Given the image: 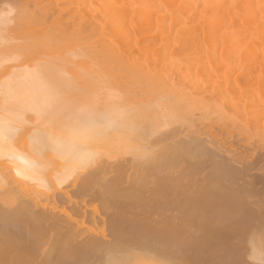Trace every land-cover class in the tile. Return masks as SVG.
Masks as SVG:
<instances>
[{
  "label": "bare ground",
  "instance_id": "bare-ground-1",
  "mask_svg": "<svg viewBox=\"0 0 264 264\" xmlns=\"http://www.w3.org/2000/svg\"><path fill=\"white\" fill-rule=\"evenodd\" d=\"M240 121L264 0H0V264L243 261Z\"/></svg>",
  "mask_w": 264,
  "mask_h": 264
},
{
  "label": "rangeland",
  "instance_id": "rangeland-1",
  "mask_svg": "<svg viewBox=\"0 0 264 264\" xmlns=\"http://www.w3.org/2000/svg\"><path fill=\"white\" fill-rule=\"evenodd\" d=\"M241 122V121H240ZM239 122V123H240ZM242 123V122H241ZM244 124H246L247 125V123L246 122H243ZM242 123V124H243ZM240 125V124H238V125H240V126H237V127H233V129H232V131L231 132H233V131H235V132H233V133H231V132H227V131H225V132H223V133H225V134H219L218 136H220L221 138H222V140L221 139H219L218 138V136H217V139H219L218 140V142H217V140L215 139L216 138V136L214 135L211 139H215L216 140V142L219 144L220 142V140L222 141L220 144H222L223 142L225 143V146H223V144H222V146L221 147H223L222 149L224 150V149H226V144L227 145H232V146H234V148H235V154L234 153H232L234 156V158H236V159H234V160H236V161H232V163H233V167L235 168V169H241V170H245L246 168H248V167H251L253 170L252 171H254V172H252L251 174H250V177L247 179L248 181H247V184L245 185H242V186H240V193H244V195H246V194H248L249 196H245V198H244V195H243V200H242V202H239V204H237V210L238 209H240L239 210V212L241 213V218H240V220L242 221V225L244 226L243 227V234H244V236L242 235V237L240 238V239H238L237 241L239 242V240H241L240 241V243H238V242H236V247L238 248V249H240L241 248V245H242V247L243 246H245V248H241V249H243V250H246V251H243L242 253H244L243 254V261H241V259L238 257V256H236V255H234V258L232 259V260H230V258L228 259V263L230 264H261V262L264 260V259H262L264 256V254H261L262 256V258L260 259L259 257H260V254L259 253H264V208H262L263 206H264V180L259 184V185H257L258 186V188L256 187V191H254L255 189H250L251 187L253 188V186H252V184L254 185H256V183L257 182H260V180H261V173H263L264 171V151H261V149H259L260 148V144L262 143V142H264L261 138V135H258V134H256V132H254V130H257L256 128H254V126H250L249 124V127H248V125H247V127H246V125ZM243 128H251L250 130H251V132L249 133L248 132V129H247V131L245 132V131H243L242 129ZM239 129H241V130H239ZM243 132V133H242ZM247 132H248V134H247ZM231 133V134H230ZM238 133H240V134H243L242 136L241 135H239ZM245 133L247 134V135H245ZM253 133V134H252ZM250 134H251V136H250ZM224 135V136H223ZM227 136V137H226ZM243 136H246V137H243ZM248 136H250V137H248ZM259 136V137H258ZM232 137V138H231ZM241 137V139H239ZM242 137L244 138V139H242ZM252 138V140H254V142L252 141V140H246L245 138ZM261 137V138H260ZM247 138V139H248ZM226 139V140H225ZM239 139V140H238ZM264 139V138H263ZM259 140V141H258ZM226 141V142H225ZM246 141H249V142H251V146H253L252 148H250V146H249V148H248V146L247 145H245V144H247L246 143ZM229 142V143H228ZM241 142V143H240ZM253 143V144H252ZM219 144V145H220ZM237 145H241V146H237ZM230 146H228V147H230ZM225 147V148H224ZM238 147V148H237ZM255 147V148H254ZM258 148V149H257ZM241 149V150H240ZM245 152H244V151ZM258 150V151H257ZM237 151V152H236ZM255 151H256V153H255ZM240 153V155H239V153ZM259 152V153H258ZM241 153L243 154V156L241 155ZM237 156H238V158H237ZM243 158H242V157ZM250 159V160H249ZM241 160V161H240ZM244 161H245V163H244ZM260 161H262V162H260ZM236 163V164H235ZM243 164V165H242ZM244 166H245V169H244ZM260 169L262 170V171H260ZM258 170V171H257ZM260 174V175H259ZM252 175V176H251ZM262 175H264V174H262ZM260 176V177H259ZM255 178V179H254ZM260 179V180H259ZM254 181V182H253ZM250 183V184H249ZM259 189V190H258ZM241 190H242V192H241ZM245 192H247L246 194H245ZM261 194V195H260ZM262 195H263V197H262ZM249 200V201H248ZM252 200V201H251ZM263 200V201H262ZM248 201V202H247ZM247 202V203H246ZM242 204H244V205H242ZM259 205V206H258ZM242 206H244V208H242ZM246 206H248V208L246 207ZM247 209V211H246V209ZM258 208V209H257ZM252 209V210H251ZM261 211V212H260ZM243 212V213H242ZM250 212V213H249ZM246 213V214H245ZM242 214H243V216H242ZM248 214V215H247ZM244 217V218H243ZM240 221V222H241ZM245 221V222H244ZM262 223V224H261ZM261 224V225H260ZM248 227V228H247ZM254 227V228H253ZM262 227V228H261ZM247 228V229H246ZM250 231V232H249ZM246 232H247V234H246ZM251 233V234H250ZM259 233V234H258ZM261 237H260V236ZM255 236V237H254ZM248 237V238H247ZM255 239V241H254V239ZM246 238V239H245ZM250 238V239H249ZM261 239H262V241H261ZM257 242V244L259 243V245H261L260 246V248H259V246H257V244H255ZM252 243V244H251ZM240 245V247H238V245ZM246 244V245H245ZM248 244V245H247ZM254 244V245H253ZM252 245V246H251ZM247 246V247H246ZM255 247V248H254ZM257 247V248H256ZM248 248V249H247ZM252 248H254V249H252ZM258 249V250H257ZM242 251V250H241ZM248 251V252H247ZM252 251V252H251ZM247 252V253H246ZM256 253H258L257 255H256ZM254 255L253 257H246L247 255ZM259 255V256H258ZM225 255H223V257H224ZM258 256V257H257ZM236 257V258H235ZM245 257V258H244ZM255 258H258V260L257 259H255ZM236 259H238V260H236ZM225 260H227L226 258H225ZM224 260V261H225ZM230 261V262H229ZM240 261V262H239ZM261 261V262H260ZM242 262V263H241ZM249 262V263H248Z\"/></svg>",
  "mask_w": 264,
  "mask_h": 264
},
{
  "label": "snow or ice",
  "instance_id": "snow-or-ice-1",
  "mask_svg": "<svg viewBox=\"0 0 264 264\" xmlns=\"http://www.w3.org/2000/svg\"><path fill=\"white\" fill-rule=\"evenodd\" d=\"M108 264H122V262L119 260H111ZM225 264H227V262H225ZM261 264H264V261H262Z\"/></svg>",
  "mask_w": 264,
  "mask_h": 264
}]
</instances>
